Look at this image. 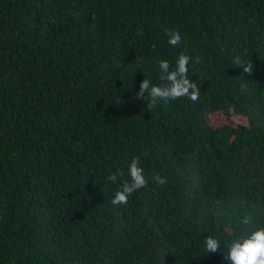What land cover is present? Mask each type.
Listing matches in <instances>:
<instances>
[{
	"label": "trees",
	"instance_id": "16d2710c",
	"mask_svg": "<svg viewBox=\"0 0 264 264\" xmlns=\"http://www.w3.org/2000/svg\"><path fill=\"white\" fill-rule=\"evenodd\" d=\"M181 53L199 99L149 109ZM133 157L148 184L114 205ZM245 214L264 226V0H0V264H228L202 241Z\"/></svg>",
	"mask_w": 264,
	"mask_h": 264
},
{
	"label": "clouds",
	"instance_id": "9594fccd",
	"mask_svg": "<svg viewBox=\"0 0 264 264\" xmlns=\"http://www.w3.org/2000/svg\"><path fill=\"white\" fill-rule=\"evenodd\" d=\"M167 36L168 43L174 47L182 40L178 31L168 30ZM189 63L190 57L183 53L179 55L174 70L170 71L169 61H159L160 80L166 83L162 86L153 85L146 78L140 83L136 96L145 100L147 94L149 109L160 101L168 102L182 97H188L191 101L196 102L199 99L200 88L196 82L188 77ZM232 63L236 67L242 68L243 72L249 75L254 70L253 64L244 61L240 55H236ZM122 176H124V172L118 170L106 179L115 183ZM128 176L130 179L124 180L121 187L113 194L112 204H127L129 197L134 192L146 187L148 184L143 175V168L139 165L138 157L132 158L128 167ZM154 181L161 186L167 184V179L158 174L154 176ZM238 225L239 231L236 233L226 229L227 236L223 241L214 236H206L202 241L204 252L209 254L223 251V258L228 261V264H264V226H259L258 221L249 214H245L240 218ZM229 236L231 238H228ZM222 245L225 246L223 249Z\"/></svg>",
	"mask_w": 264,
	"mask_h": 264
},
{
	"label": "rangeland",
	"instance_id": "374dc122",
	"mask_svg": "<svg viewBox=\"0 0 264 264\" xmlns=\"http://www.w3.org/2000/svg\"><path fill=\"white\" fill-rule=\"evenodd\" d=\"M223 122H225V117L223 115L214 116L211 119V123L214 124V125H218V124H221Z\"/></svg>",
	"mask_w": 264,
	"mask_h": 264
}]
</instances>
